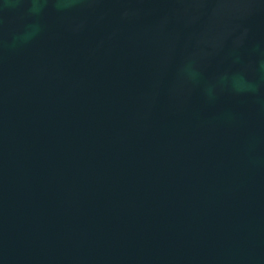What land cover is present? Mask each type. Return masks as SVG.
I'll use <instances>...</instances> for the list:
<instances>
[{
	"label": "water",
	"instance_id": "water-1",
	"mask_svg": "<svg viewBox=\"0 0 264 264\" xmlns=\"http://www.w3.org/2000/svg\"><path fill=\"white\" fill-rule=\"evenodd\" d=\"M0 264H264V0H0Z\"/></svg>",
	"mask_w": 264,
	"mask_h": 264
}]
</instances>
